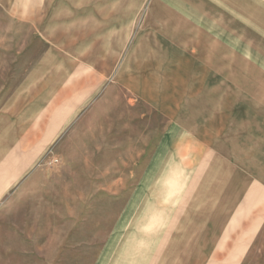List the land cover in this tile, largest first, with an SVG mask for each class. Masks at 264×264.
Masks as SVG:
<instances>
[{
	"label": "rangeland",
	"instance_id": "obj_1",
	"mask_svg": "<svg viewBox=\"0 0 264 264\" xmlns=\"http://www.w3.org/2000/svg\"><path fill=\"white\" fill-rule=\"evenodd\" d=\"M100 1L0 0V264H163L164 122L143 74L119 76L100 56L114 36L84 14L93 4L98 18ZM137 1L132 34L186 32L159 0L154 13L122 0L125 21ZM239 11L226 26L239 52L228 77L254 87L264 0Z\"/></svg>",
	"mask_w": 264,
	"mask_h": 264
},
{
	"label": "crops",
	"instance_id": "obj_2",
	"mask_svg": "<svg viewBox=\"0 0 264 264\" xmlns=\"http://www.w3.org/2000/svg\"><path fill=\"white\" fill-rule=\"evenodd\" d=\"M121 1L101 0L98 18L93 4L84 14L102 39L114 36L100 56L116 62L119 76L143 74L134 79L147 84L154 121L164 122L163 202L154 210L163 212V264H264V81L253 87L228 77L239 52L226 26L252 0H159L187 26L162 35L132 34L125 26L139 2L125 21ZM148 4L154 13L156 0ZM125 39L135 41L126 54Z\"/></svg>",
	"mask_w": 264,
	"mask_h": 264
}]
</instances>
